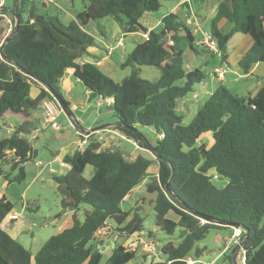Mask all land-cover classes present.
I'll return each mask as SVG.
<instances>
[{"label":"trees","instance_id":"16d2710c","mask_svg":"<svg viewBox=\"0 0 264 264\" xmlns=\"http://www.w3.org/2000/svg\"><path fill=\"white\" fill-rule=\"evenodd\" d=\"M27 1L15 5L14 15L10 8H0V48L3 46L7 58L0 61V129L4 123L10 127L8 136L0 137V179L8 184L24 182L22 166L37 155L25 138L31 132L29 116L42 111V103L52 97L49 91L68 107L58 84L71 71L89 100L111 101L113 117L120 123L111 129L142 147L148 146L147 140L133 129L155 131L152 151L158 174L146 185V191L155 194L152 209L156 229L171 235L179 228L180 235L178 243H164L159 248V261L150 264L198 260L203 250L197 243L211 229L228 224L248 233L241 248L245 264H264V81L253 97L231 95L220 85L199 105L194 119L183 125L176 112L177 101L193 92L203 75L198 69L184 68L183 53L192 48L194 37L178 14L165 15L158 31H147L140 19L157 12L159 0H82L83 8L75 21L37 15L31 6L23 20ZM5 15L13 26L3 38ZM13 17L17 18L15 35ZM106 17L119 25L123 38L133 33L147 36L126 54L120 68H130V74L120 83H114L95 64H77L88 56L90 47L97 46L86 27ZM221 20L231 24L228 33L219 31ZM100 27L98 32L103 36L104 26ZM208 33L223 65L226 44L233 35L251 38L250 48L238 60V68L247 75L253 65L264 63V0H218ZM141 67L157 68L158 79H141ZM31 85L40 87L34 98L29 97ZM12 117L22 121L10 126L7 121ZM206 134L212 140L210 147L198 144ZM87 140L83 149L62 158L69 167L66 174L51 175L62 212L71 213L70 227L50 236L34 255L0 228V264H99L101 255L92 252L93 242L113 233L128 237L144 231L137 211H124L121 203L146 178L151 162L142 157L127 161L117 149L104 147L94 134ZM86 166L92 167L88 180L82 177ZM11 171H16L12 178ZM210 171L213 173L208 176ZM213 178L224 184H214ZM82 206L88 210L83 209L81 220ZM13 207L0 197V224ZM169 213L177 220L168 218ZM110 220L117 226L110 225ZM102 228L109 234L96 237ZM146 237L150 239L152 233ZM228 253L225 251L223 257L231 264ZM134 258L135 251L115 244L108 264H127Z\"/></svg>","mask_w":264,"mask_h":264},{"label":"rangeland","instance_id":"374dc122","mask_svg":"<svg viewBox=\"0 0 264 264\" xmlns=\"http://www.w3.org/2000/svg\"><path fill=\"white\" fill-rule=\"evenodd\" d=\"M75 4L79 1L82 4V0H73ZM179 0H159L160 8L157 11L159 16L166 15L172 12V7L176 5ZM182 1V0H180ZM7 3V2H6ZM5 0L2 1V4L7 5ZM218 0H191L192 4V14L200 16L201 18L207 19L213 14L215 7L217 6ZM78 4L77 6H79ZM82 9V8H81ZM81 11V10H80ZM211 20V19H210ZM102 21H96L91 24V27L95 28L96 31L102 30L100 27ZM203 28L208 29L209 23L203 22ZM115 26L121 29L118 24L115 23ZM231 25L227 23V26L224 30H221L222 33H227L230 30ZM160 28L154 30L158 31ZM229 29V30H228ZM192 30V29H191ZM99 33V32H98ZM98 34L103 43L109 45V48H112V56L110 61L106 62L108 65L110 62H114L117 67L114 72H110L108 75L103 73V69L98 68L104 75L109 77L114 83H120L125 77L129 76L130 68H120L122 61L125 59L126 54L129 52L131 47V38L125 36L121 40H124L123 44L118 47L117 36L120 34H109L107 30L104 29V34ZM122 35V33H121ZM194 37L201 34H192ZM112 36V37H111ZM234 36H239L235 34ZM123 37V35H122ZM231 37L226 44V55H232V48L235 46L234 38ZM111 40L113 42L111 43ZM100 49L102 48L101 44H96ZM194 49L199 52L201 58L196 56L197 69L202 73L203 80L200 84L196 85L195 92L187 94L184 98L178 101L176 107V112L182 117V124H189L195 117L199 105H201L205 99H207V92H215L220 89V85L224 86L231 95L235 96H244L248 88L251 87L250 84H253V79L245 77L243 74L237 75L236 72H227L225 71V66H220V57L217 54L204 53V49L198 48V45L193 44ZM186 50V49H185ZM186 53V52H185ZM186 56V54H185ZM188 58V55L185 57ZM203 61L206 64H203ZM186 68V65L185 67ZM213 68L220 69L225 75L224 83L218 81L216 77H212ZM109 69V68H108ZM140 78L146 81H155L159 77V70L154 67H141L140 68ZM180 85V82L177 83ZM59 93L63 96V99L68 103V108L72 116L74 117L76 123L83 129H88L92 125H101L112 123L116 119L112 114V103L111 101L100 102L97 99L89 100L88 93L84 91L82 85L67 71L63 77L60 79L59 84ZM35 95V87L31 85L29 90V97L33 98ZM35 119L39 117V111L34 112ZM8 125H16V118H8ZM57 123L60 125V130H51L49 128L42 130L40 122L33 121L31 126H29L30 133L26 135L27 141L31 144L34 150H36L37 155L34 160L28 161L23 164V171L25 175V180L21 184L14 183V185H29L27 192L23 195L22 198L18 199V202L12 203L14 205L13 210L20 214V219L26 224L25 230L22 232L20 239L21 244L25 249L34 253L36 250L40 249L42 244L52 235L57 232H60L65 228L64 221L68 219L67 216H64L62 209L59 205V196L54 187L51 175L47 173V170L44 172L43 177L39 180H36L31 185L28 184L30 179L40 171L34 163L35 161H40V164L44 166L51 159V154L53 151H58L61 142H64L66 139L73 137V127L70 125V120L67 116L61 112L57 118ZM35 129V130H34ZM42 130V131H41ZM141 133L147 140V144L152 148L156 144V135L153 133V130L149 128L137 127L136 129ZM9 134V133H8ZM7 133H4V136H8ZM2 135H0L1 137ZM205 144L207 147H210L212 140L209 138L208 134L200 137L198 144ZM85 175L87 170L91 171V166H86ZM16 174V171L9 172V177L12 178ZM63 175V174H62ZM83 177V173H82ZM45 179L50 180V186H47L45 183L42 185L41 181L44 182ZM214 184L223 185L224 182L216 181L214 179ZM149 179H146L145 182L149 183ZM3 182L0 179V184ZM15 188V187H14ZM15 190V189H12ZM155 198V194L148 193L146 191V186L141 185L133 193V197L127 203L121 205L124 211H137L140 217L143 219V230L146 233H152V237L148 240H151L153 248L149 254H152L154 250L159 249L164 243L172 242L174 244L179 241L180 229L177 228L171 235L162 233L159 229H156L154 212L152 209V202ZM83 209L88 210L86 206H82L79 211V218H83ZM175 215L169 213L168 217L170 219L174 218ZM61 217L60 221L57 222L56 219ZM110 225L113 227L117 226L114 221L110 220ZM28 224V225H27ZM63 227V228H62ZM232 227H222L218 229H211L206 237L197 243V247L202 249V256L198 259H194V264H229L228 260L223 257V251L225 247L226 240L230 237L232 233ZM125 239L119 240L117 243H124ZM97 242V241H96ZM144 243V242H143ZM155 245V246H154ZM143 246V244H142ZM110 247V245H109ZM92 252L99 253L101 255V260L99 264H108V259L110 257L109 248H105V244L102 247L95 246V243H92ZM140 251H137L135 258L131 261L130 264H143V261L139 255ZM231 260V254L228 253ZM232 264V262H231ZM234 264H240V261L234 258Z\"/></svg>","mask_w":264,"mask_h":264},{"label":"crops","instance_id":"0c3cea01","mask_svg":"<svg viewBox=\"0 0 264 264\" xmlns=\"http://www.w3.org/2000/svg\"><path fill=\"white\" fill-rule=\"evenodd\" d=\"M5 3L7 5L3 4V7L10 8L11 12H12V10H15V5H18V7L20 6L18 0H5ZM78 4H80V5L77 6ZM30 6L34 9V11L37 15H47V14L58 15L64 21H75L77 13L80 10H82L81 8H83V4H81L80 1L77 4H75L73 0H52L51 2H48L46 0H28L26 2V4L23 6V13L21 14L23 20L26 18V15H27V12H28ZM215 9H216V7H215ZM215 9L213 11V14L206 21L205 18H201L200 16L192 14L191 0H182V1L179 0L176 3V5L172 7L171 13H176L179 16L180 11L183 12V19L185 20V24L188 25L189 30L191 31L192 34L193 33L194 34H201V35H198L196 37L193 36L194 39H193V43H192V48L187 47V48H185L186 50H184L183 58H184V62H185L187 71L197 69V64L195 63L196 62L195 61L196 56H198V58L199 57L201 58V55H199L198 50L196 51L194 49L193 44L198 45V48L201 47L200 48L201 50L204 49V47L201 46V40H202V35L208 34V29L203 28L201 24L203 22L209 23L210 19L215 14ZM164 16L165 15L159 16L157 14V12L147 13L140 19V23L142 24V26L144 28L147 29V31L156 30L158 28H161L160 21ZM3 18H4L3 19L4 24H5V31L3 33V38H4V36L8 35V27H9V24L12 23V19L10 17H7L6 15ZM13 19L15 21L14 17H13ZM194 25H196V27H194ZM102 26H104L105 31L107 30V32H109V34H120L119 37L117 36V43H116V46L120 47L123 44L124 40H121L123 37H122L121 33L119 32V28H117V26H115V22L113 20H111L109 17H106L102 20ZM226 26H227V22L225 20H221L218 23L219 31L221 32V30H224ZM230 30H231V27H230ZM86 32L97 42L98 45L101 44L103 49H100L98 46L90 47L87 50L88 56H84L81 59H79L77 61V64L78 65H81L83 63L95 64L98 68L103 69L104 71H102V72L105 73L106 75H108L110 72H114L115 68L117 67V65L114 62H110L108 65H106V62L110 61V58L112 56V52H110V51H112L113 49L109 48L108 44L102 42L101 38L98 36L99 33L96 31L95 28L91 27V24H89L86 27ZM225 33H223V34H225ZM126 36L128 38L129 37L131 38L129 40L131 42V46H132L131 48H133L134 44H140V43L144 42L145 39L147 38L146 35L141 34V33H133V34H128ZM234 37L233 38H234L235 46L232 48L233 53L230 56L226 55V59L224 61L225 64L223 65L222 63H220L219 67H221L223 65V66H225V71L236 72L237 75H239L241 73V71L238 68V60L248 51V49L250 48V46L252 44V40L249 36H241L240 35V37L239 36H234ZM112 42H113V40H111V43ZM131 50L132 49H130L129 52ZM203 51H204V53L208 54V52L205 49ZM185 54H186V56L188 55V58H185L186 57ZM208 55H210V54H208ZM1 60H2V57L0 54V61ZM203 64H206V62L203 61ZM215 71L217 73L221 74V79L218 81H220L221 83H224L225 75L223 73L224 72L223 69L221 71L220 69L213 68L212 74H211V76L213 78L216 77L214 75ZM69 72L72 75V72L71 71H69ZM245 77L253 79L252 81L254 83L250 84L251 87L247 89V91H246L247 94H245V95H250L251 97H253L257 93V91L260 89V87L262 86L263 81H264V63H257L255 65H253V67L251 68L249 73L247 75H245ZM32 86L35 87V95H34V97H35L38 94V92L40 91V87L35 86V85H32ZM195 90H196V86L194 87V92H195ZM212 93L213 92H207V94H208L207 97L210 96ZM177 105H178V101H177ZM33 115H34V113L30 114L29 121H31V123L33 121L40 122V125H41L42 111L41 110L39 111V117H37L36 119ZM16 120H18V122L22 121L20 119H16ZM73 121L76 122L74 117H73ZM114 122H117V120H115ZM114 122H112V123H114ZM101 125H103V124H101ZM95 126H98V125H92L91 127H88V129H84V130H90L91 128H93ZM149 129H151V128H149ZM42 130H45V129H42ZM9 132H10V127H8L6 123H4L2 125V129H0V135H2L3 137H6V136H4V133L8 134ZM153 133H154V131H153ZM78 141H79V137L76 134V132L74 131L73 137H70V138L66 139L64 142H61L58 151L52 152L51 159H50V161H48L46 163L45 166L43 164L38 165L37 162H40V161H35L34 165L37 168H39L40 171H38L30 179L28 184L31 185L36 180L41 179L46 170H47V173H49L50 175L61 176L62 174L63 175L66 174L69 171V167L62 162V158L65 155L71 154L75 150H77L76 147H77ZM104 143L106 144V146H110L109 148L117 149L118 151H120L123 154L124 159L127 161H133L137 157H142V158L149 160L151 162V165L148 167V169L146 171V174H147L146 178L138 186L133 188L132 191L123 199V201L121 203V205H122V204L130 201V199L133 197V193L135 192V190L138 187H140L141 185L146 186L148 184L145 182L146 179L151 180V179L157 177L158 163L156 162V158L153 154V151L150 150L149 147H142L139 144H137L136 142L133 144V143H130L126 140H122L118 136L115 135V136H104ZM86 169L87 168L85 167V169L83 170V178L88 180V179H90V177L92 175V169H91V171L87 170V174L85 175L84 173H85ZM41 183H42V185L45 183L47 186H50V180L49 179H45L44 182L41 181ZM53 183H54V187L56 189V183L54 181H53ZM28 188H29V185H26V184L16 186V185H14V183L8 184V183L3 181L0 184V197L3 195L11 203H14L16 201L18 202V199L23 197V195L27 192ZM12 189H15V190H12ZM121 209H122V207H121ZM64 216H67L68 219L64 221L63 226H66L65 228H69L71 225V213L66 212V213H64ZM60 219H61V217H58L56 219V221L59 222ZM172 220L176 221L177 218L174 216V218H172ZM25 227H26V224L20 219V214L15 212L14 210H12L3 219V221L0 224V228L4 232H6L11 238L18 241L20 244H21V241L18 238H19V236H21L22 232L25 230ZM57 233H59V232H57ZM57 233H55V234H57ZM121 239H125L124 243L120 244L121 246L127 248L128 250L135 251V254L137 251H140L139 255L143 261V264H150L152 262H158L159 261V249H156L153 251L152 254H149L148 251L146 249H144L142 244H140V242H144V243L153 242L151 240H148V238L146 237V233L144 231H142L140 233L133 234V235L128 236V237H124L122 235H117L116 233H113V235H111V236H108L106 238L105 237L101 238L99 241L97 240V242H95V246L97 245V247H102L105 244V248H109V251L111 253L115 244H118L117 242ZM134 241L139 242V244L137 245L136 248L129 249L127 247V245L130 242H134ZM109 245H110V247H109ZM38 250H36L34 253H31V255H34ZM223 251H224V249H223ZM187 259H190L192 262H194V259H192V258H187ZM130 263H131V261L127 264H130Z\"/></svg>","mask_w":264,"mask_h":264},{"label":"built area","instance_id":"2783aa9c","mask_svg":"<svg viewBox=\"0 0 264 264\" xmlns=\"http://www.w3.org/2000/svg\"><path fill=\"white\" fill-rule=\"evenodd\" d=\"M3 0H0V8H2L3 4H2ZM48 2H51L52 0H46ZM12 26L13 24L10 23L9 27H8V34L11 32L12 30ZM194 27H196V25H194ZM201 46L204 47V49L210 53V54H218V50L216 47V43L215 41L211 38V36L208 34H204L202 35V40H201ZM214 75L216 76V78L218 80L221 79V74L217 73L216 71L214 72ZM62 109L60 108L59 104L57 103V101L51 97L50 99L45 100L42 103V120H41V128L42 129H51V130H59L60 126L57 123V118L59 117V115L61 114ZM70 125L73 127V124L70 122ZM74 129V127H73ZM76 134L79 137V141L77 144V150H81L83 149L87 142H88V137L92 134H94L96 136V140L100 143H102L104 145V147L109 148L110 146H106V144L104 143V136H118L120 139L122 140H126L130 143H135L134 140L132 139H127L124 135H122L120 132H118L117 130L108 128L96 133H90L88 135L82 134L78 131H76ZM38 165H41L39 162H37ZM201 223H204V221L202 220ZM105 234H109L108 229L106 228H102L99 229L96 232V237H101L104 236ZM244 235V230L240 227H234L232 230V233L230 235V237L226 240L225 243V247L224 250L226 251H231L234 250L236 247H238L242 241ZM139 244V242H130L127 247L129 249L131 248H136L137 245ZM140 244H143L144 249H146L148 252H150L153 248V244L152 243H143L140 242ZM242 247H240L238 250L235 251L234 253V258L240 261V264H245L244 260V255H243V251L241 249ZM127 249V248H126ZM128 250V249H127ZM186 264H194V262H192L190 259H185Z\"/></svg>","mask_w":264,"mask_h":264},{"label":"water","instance_id":"95a60500","mask_svg":"<svg viewBox=\"0 0 264 264\" xmlns=\"http://www.w3.org/2000/svg\"><path fill=\"white\" fill-rule=\"evenodd\" d=\"M20 2V0H18ZM15 11L12 10V14L14 15ZM179 18L180 19H183V12L180 11L179 13ZM16 30H17V18H15V23H14V35L16 33ZM11 39V38H10ZM9 41V39L5 40L3 42V45L6 44L7 42ZM3 46H1L0 48V54H1V57L4 59V60H7V58L5 57V55L3 54ZM51 96L57 101V103L59 104L60 108L62 109L63 113L67 116V118H69L70 122L73 124V127L76 131L82 133V134H85V135H88L90 133H96V132H99V131H102V130H105V129H108V128H112V127H115L117 125H119L120 123L117 121V122H114V123H107V124H103V125H98V126H95L93 128H91L90 130H84L83 128H81L76 122L73 121V116L72 114L70 113L69 111V108L66 106V104L63 102V100L55 93H53L52 91H49ZM134 133L137 132L136 129H133ZM154 131V130H153ZM155 132V131H154ZM149 147V146H147ZM150 150H152L151 147H149ZM213 173V171H210L208 172V176H210L211 174ZM171 174H172V170H171ZM170 180L167 182L165 188L167 189L168 188V184H169ZM205 219V218H203ZM204 221V220H203ZM208 221L210 222H213V223H217V224H220L222 225V223H218V222H215V221H211L208 219ZM227 227H237L233 224H228L226 225ZM247 235L248 233L247 232H244V236L242 238V241L240 243V245L238 247H236L234 250L231 251V262L232 264H234V253L236 250H238L240 247L243 246L246 238H247Z\"/></svg>","mask_w":264,"mask_h":264}]
</instances>
